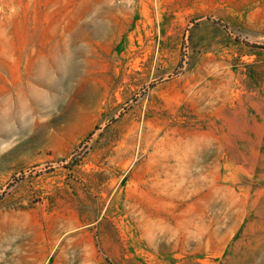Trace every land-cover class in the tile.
Listing matches in <instances>:
<instances>
[{
  "label": "rangeland",
  "instance_id": "rangeland-1",
  "mask_svg": "<svg viewBox=\"0 0 264 264\" xmlns=\"http://www.w3.org/2000/svg\"><path fill=\"white\" fill-rule=\"evenodd\" d=\"M52 247L264 264V0H0V264Z\"/></svg>",
  "mask_w": 264,
  "mask_h": 264
},
{
  "label": "crops",
  "instance_id": "crops-1",
  "mask_svg": "<svg viewBox=\"0 0 264 264\" xmlns=\"http://www.w3.org/2000/svg\"><path fill=\"white\" fill-rule=\"evenodd\" d=\"M51 255H50V259H49V264H62V260H58L57 259V255L52 259V256H53V252H55L54 247L51 248ZM62 250V248H61Z\"/></svg>",
  "mask_w": 264,
  "mask_h": 264
}]
</instances>
